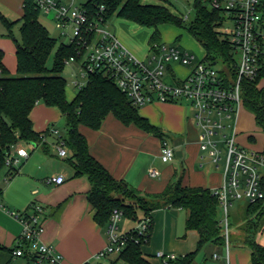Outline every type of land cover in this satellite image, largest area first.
Wrapping results in <instances>:
<instances>
[{
  "label": "trees",
  "instance_id": "trees-1",
  "mask_svg": "<svg viewBox=\"0 0 264 264\" xmlns=\"http://www.w3.org/2000/svg\"><path fill=\"white\" fill-rule=\"evenodd\" d=\"M82 8L93 22L102 20L107 23L117 16L152 29V46L161 45L162 25L185 28L204 48V61L212 65L221 64L222 74L227 79H237L238 53L230 40L218 30L224 22L225 13L222 9L214 8L212 0H196L195 17L188 23L185 17L176 15L167 5L144 4L143 0H88ZM23 10V16L19 19L22 23L21 40L16 41L18 76L10 74L4 63L5 51L0 48V172L6 168L9 174L17 173V169L6 166V159L14 146L41 144L42 137L49 136L48 131L39 133L33 129L31 112L35 106L44 103L57 107L66 122V134L63 137L71 152L69 161L74 168V175H87L90 179L88 200L95 210V221L107 228L115 210L123 211L125 219L131 221L137 222L142 216L152 219L147 240L132 231L135 239L110 264H155L147 258L144 247L151 241L154 225L152 215L162 208L187 211L186 230H194L199 234L197 250L170 263L191 264L198 251L207 244L227 247L222 219H219V198L212 189L184 186L178 180L171 182L162 193L146 195L148 198L143 200L141 192L115 179L91 154L80 126L99 129L111 113L127 125L136 124L145 131L155 133L162 141L167 137L139 114L140 107L134 106L103 72L91 74L86 85L79 89L73 100H69L68 82L63 71L65 61L77 57V45L63 44L56 55L54 67L50 69L48 62L57 40L39 21L41 10L35 0H24ZM3 20L12 34L14 22L5 17ZM242 95L244 107L255 114L258 126L264 131V68L256 79H243ZM42 146L48 150L47 143ZM2 192L0 187V194ZM129 200L137 201L138 205ZM62 208L59 206L60 211ZM245 216L246 235L243 244L252 251V264H264V243L257 240L261 223L264 222V203L247 204Z\"/></svg>",
  "mask_w": 264,
  "mask_h": 264
},
{
  "label": "built area",
  "instance_id": "built-area-1",
  "mask_svg": "<svg viewBox=\"0 0 264 264\" xmlns=\"http://www.w3.org/2000/svg\"><path fill=\"white\" fill-rule=\"evenodd\" d=\"M41 11L56 12L57 28L62 36L72 35L71 43L78 49L77 57L65 61L66 65L79 63L81 69L73 74L72 85L83 88L88 77L97 71L109 76L118 88L136 107L154 103L187 104L192 110V119L200 128V150L217 168L222 166L223 182L212 189L219 198L223 218L221 224L229 250L230 211L238 201L247 204L264 203V152L253 151L237 141V117L244 107L243 79H256L264 68V1L263 0H212V6L225 13L224 22L218 30L227 37L238 53L237 79H227L221 69L201 61L188 71L183 79L174 84L166 81L173 64L192 65L196 57L178 45H154L146 60L135 57L128 48L104 27L102 20L93 22L82 7L74 3L64 5L58 0H35ZM230 24V26H228ZM42 137L53 143L60 157L69 155L62 132L54 125ZM39 144H18L6 159V166L17 169L21 159L30 157L29 148ZM161 158L165 163L175 161L177 150L169 139L162 141ZM15 171V170H14ZM14 173V172H13ZM16 173V172H15ZM151 176L159 172L151 169ZM13 174L6 177L9 181ZM64 176L51 177L48 182L65 183ZM1 182V179H0ZM22 226V231L13 249L9 264H66L64 255L53 245L44 241L45 208L33 204L25 212H11ZM125 219L121 210H115L107 227L108 243L96 255L98 261L120 255L135 237L148 236L152 219L142 216L133 228L124 231L121 222ZM147 240V239H146ZM155 257L162 264H169L178 257L175 254L158 252ZM215 260L221 256L213 254ZM90 264V263H85Z\"/></svg>",
  "mask_w": 264,
  "mask_h": 264
},
{
  "label": "crops",
  "instance_id": "crops-1",
  "mask_svg": "<svg viewBox=\"0 0 264 264\" xmlns=\"http://www.w3.org/2000/svg\"><path fill=\"white\" fill-rule=\"evenodd\" d=\"M58 1L64 5L75 3L74 0ZM23 3L24 0H0V12L8 20L10 15L21 18L24 13ZM137 25H128L118 35L110 31L135 57L146 60L151 49L148 50L135 39ZM168 76L171 81L167 80ZM167 77L166 81L171 84L178 79L173 66ZM243 109L248 110L243 107L237 117V141L245 148L264 152V144L259 146L254 134H244L253 128L247 115L251 114L255 121L256 117L250 110L247 111L251 112L249 114L243 113ZM139 114L164 133L177 151H182V157L178 158L180 163L173 164L177 159L172 163L163 162L162 140L158 135L145 131L136 124L127 125L111 113L99 129L81 125L80 132L86 137L91 154L115 179L124 181L143 195L162 193L171 182L177 180H181L184 186L210 189L222 184L223 172H215L212 160L200 150V133L195 130L192 110L187 104H149L139 109ZM31 120L33 129L39 133L45 132L51 125L59 130L61 123L66 126L59 108L44 103L35 106L31 112ZM258 128L262 129L259 126ZM55 142V137H49L48 150L43 144L29 148L30 157L20 160L17 173H10L13 176L7 182L5 177L10 175L9 172L5 179L0 177V187L3 189L0 194V264H9L11 250L22 231L21 223L11 212H25L33 204H40L45 208L44 241L64 255L66 264H101L96 255L108 243L107 228L101 227L95 221V210L88 200L90 179L87 175H74V168L69 161L71 152L68 150L67 157H60L53 145ZM198 163L200 167L197 166ZM151 169H156L159 175L151 176ZM61 175L66 178L65 183L58 185L48 182L51 177ZM59 206L63 207L61 211ZM174 209L176 210L162 208L153 213L156 215L153 219L151 241L155 237L154 244L157 249L184 257L196 251L199 234L194 230H186L188 234H192V241H185L181 236L184 231L181 234L178 223L181 213ZM247 249H229L226 256L219 254V260L212 257L217 252L212 253L210 260L196 255L191 264H217L221 261L222 264H252V251L248 247ZM158 252L160 251L151 255L149 252L146 256L152 262L157 260L158 264H162L155 257Z\"/></svg>",
  "mask_w": 264,
  "mask_h": 264
},
{
  "label": "rangeland",
  "instance_id": "rangeland-1",
  "mask_svg": "<svg viewBox=\"0 0 264 264\" xmlns=\"http://www.w3.org/2000/svg\"><path fill=\"white\" fill-rule=\"evenodd\" d=\"M74 1H75L74 4L76 7H82L88 0H74ZM143 2L145 4L167 5L176 15L185 17L187 23L192 21V19L195 17L194 5H195L196 0H143ZM3 17H5V15H3L0 12V45L2 49L5 51L4 63L8 67V69H10V74L12 76H18L17 58H16V41L21 40V24L22 23L18 19L20 17H17L15 15H12V16L10 15V17H8L10 18L9 21L14 22L15 24L12 28V34H10L4 24ZM39 21L48 29L50 35L57 40L56 45L53 49V52L48 62V67L51 69L54 67L56 55L60 47L63 44H70L72 35L70 34L67 36H62L61 31L57 28L56 12L47 14L44 11H41L39 14ZM133 24L134 23L129 20L115 16L111 18L104 27L109 28L112 32L118 35V33L121 30L126 28L128 25H133ZM228 26H230V24H228ZM135 32H136L134 33L135 39H137L138 42L142 43V45H144L148 50H150L152 46L151 44V37L153 34L152 29L137 25V30ZM160 32H161V44L162 45H166V46L180 45L182 49L187 50L189 53L193 54L196 57V61L192 65L184 66V65H179V64H173V68L175 70V73L178 79H183L188 73V71L191 70L194 67V65H196V63H199L205 59L206 53H205L204 48L188 32L187 29L179 28L177 26L167 24V25H162L160 27ZM216 68L222 69V65L217 64ZM80 69H81V65L79 63H72L70 65H66V67L64 68L63 76L67 79V82H68L67 96L69 100H72L79 92V90L72 85V81L74 79L73 74L75 72H78V70ZM167 80L171 81L170 76L167 77ZM242 111L243 113L244 112L248 114L251 113V112H247L249 110L246 111L245 109H243ZM249 115L247 116L250 117L249 119L250 124H253L252 125L253 128H250L252 130L245 131L246 133L244 134H247V132L254 134L256 139L258 140V145L262 147V145L264 144V131L258 128L255 119L252 118L253 116L251 114ZM59 128L62 134H66V126L63 123L59 125ZM195 128H196L195 130H197L199 134L200 128H197L196 126ZM172 145L174 146L173 143ZM174 148L176 149L175 146ZM179 163H180V160H178L177 158L176 162L173 164L177 165ZM197 166L200 167V163H198ZM214 168H215V172L217 173H220L222 171V166L220 168H217L216 164H214ZM7 172H8V169L6 168L3 169L0 172V177L5 179L7 177L6 176ZM142 197H143V200L148 198L146 195H142ZM129 201H132L134 205L137 204V201L135 200H129ZM174 211H179L181 213L178 216V223H179V229L181 230V234L184 231L183 235H181L182 238L185 241H192V238H191L192 234H188L186 232L185 219L187 216V211L182 210V209L180 210L174 209ZM155 215L156 214L152 215L153 219L155 218ZM222 218H223V214H222V210L220 209L219 219H222ZM135 222L136 221H131L129 219H123V221L121 222V226L122 228H124L123 229L124 231H129L131 228L134 227ZM229 222H230L229 249L234 250V249L241 247L243 249L248 250L247 247L243 244V239H244V236L246 235V231L244 230L245 225H246L245 203L244 202L238 201L234 204V206H232L231 211H230ZM257 240L261 243H264V222L261 223V227L257 235ZM154 243H155V237H154V240L150 242V244L145 245L144 250L146 253L151 252L149 253L151 255L152 253L157 252V251H164L162 249H157ZM227 250H228V247H216L214 245L207 244L198 251L197 255L201 257L202 259L207 257L210 260L212 253L219 252V254L226 256ZM171 253L175 254L173 252ZM115 259H116V255L111 256L109 259L100 260V262L101 264H110L111 260H115ZM154 262L157 264L159 263L157 262V260L156 261L154 260ZM222 262L223 261L218 262V263L216 262V263L222 264ZM17 263L24 264V261L20 259ZM120 264H123V263L120 262Z\"/></svg>",
  "mask_w": 264,
  "mask_h": 264
},
{
  "label": "water",
  "instance_id": "water-1",
  "mask_svg": "<svg viewBox=\"0 0 264 264\" xmlns=\"http://www.w3.org/2000/svg\"><path fill=\"white\" fill-rule=\"evenodd\" d=\"M182 154H183V153H182L181 150L177 151V157H178V158H181V157H182Z\"/></svg>",
  "mask_w": 264,
  "mask_h": 264
}]
</instances>
